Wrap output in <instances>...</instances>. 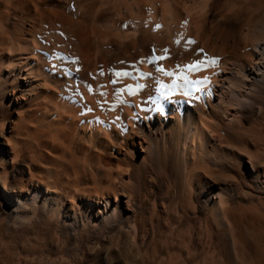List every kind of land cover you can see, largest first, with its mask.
<instances>
[{
	"label": "rangeland",
	"instance_id": "rangeland-1",
	"mask_svg": "<svg viewBox=\"0 0 264 264\" xmlns=\"http://www.w3.org/2000/svg\"><path fill=\"white\" fill-rule=\"evenodd\" d=\"M76 1L0 0V264H184L192 242L197 259L187 264L203 257L206 264H264V210L255 212L252 204L259 200L252 196L250 202L240 182L252 173L249 157L264 165V89L245 101L242 84L223 86L230 71L241 78L243 64H252L249 50L239 46L233 52L218 36L210 38L212 53L225 55H211L223 68L213 73L212 86L193 83L185 89L193 96L170 88L174 81L185 83L184 76L196 82L211 75L209 67L194 72L186 66L205 54L211 58L206 21L215 29L223 0H141V16L135 0ZM157 1L158 11L151 6ZM83 16L92 19L91 66L79 42ZM174 22L185 30L176 29L172 42L161 34L163 47L142 50L133 43L141 32L157 33ZM125 72L130 75H117ZM170 91L169 98L161 96ZM121 112L129 114L126 120ZM145 122L154 129L152 138L141 132ZM216 151L227 160L221 178L209 175ZM215 181L240 183L243 191L234 197L243 210L236 215L240 253L232 256L203 232L209 211L201 201L202 185ZM41 190L56 199L46 208ZM11 192L37 206L13 212ZM106 213H112L110 221H100ZM74 214L78 225L68 219ZM187 218L198 222L182 225Z\"/></svg>",
	"mask_w": 264,
	"mask_h": 264
},
{
	"label": "bare ground",
	"instance_id": "bare-ground-1",
	"mask_svg": "<svg viewBox=\"0 0 264 264\" xmlns=\"http://www.w3.org/2000/svg\"><path fill=\"white\" fill-rule=\"evenodd\" d=\"M76 1V0H75ZM80 1V0H79ZM88 1V0H87ZM126 1H131L134 2V0H126ZM143 1V0H142ZM141 0H135V2H137V7H136V11L138 12L139 16H141L142 12H144L145 10L143 9L145 6L143 4ZM154 0L151 1V3ZM77 2V1H76ZM86 2V1H85ZM102 2V1H101ZM107 2V1H106ZM128 3V2H127ZM126 3V4H127ZM158 1L153 4H151V6L154 7V9L156 11H158V9L156 8ZM211 3V2H209ZM136 4V3H135ZM208 1L206 2V7H207ZM94 3H91L88 5L90 12H93V8H94ZM119 5V4H118ZM125 5V3H124ZM123 5V6H124ZM209 5V4H208ZM84 6V5H83ZM212 7V3L210 5ZM215 6V5H214ZM220 6V5H219ZM82 7V6H80ZM160 9V7H158ZM213 8V7H212ZM216 8V7H215ZM218 4H217V9H218ZM78 9V8H77ZM80 9V8H79ZM86 9V8H85ZM220 14L218 16V23L215 26V29L212 28V26H208L207 21H206V52H208L211 58H213V56L211 55H218V54H213L212 50L213 47L211 46V43L209 45L210 38L212 40L216 39V36H218L219 38V42L220 39L224 42V47L227 48H231V50L233 52H236L237 48L239 46H242L243 49H247L249 50L247 55H250L253 58V62L251 65L247 64V66H244L243 64V76L241 78L237 77L235 75L234 71H230L227 75L228 78L225 79V81H223V86L225 87V85L227 83H232L235 85V83H233V81H236L237 83H240L244 86L245 91L241 92V97L245 100V101H249L250 100V94L249 93H253V94H257L260 89H264V0H223V4L220 6ZM218 9V10H219ZM144 10V11H142ZM169 10V8H168ZM72 12V11H71ZM89 12V14H91ZM136 12V15H137ZM153 12V9H152ZM151 12V14H152ZM67 13V11H66ZM102 13V12H101ZM150 13V12H149ZM160 13V12H159ZM78 14V13H77ZM87 14V13H86ZM135 14V13H134ZM146 14V13H145ZM157 14V13H156ZM121 16V15H120ZM135 16V15H134ZM138 16V17H139ZM146 16V15H145ZM161 16V15H160ZM88 17V15H87ZM63 18V17H62ZM145 18V17H144ZM150 18V17H149ZM164 18V17H163ZM171 18V17H170ZM66 19V17L64 18ZM98 19V18H97ZM101 19V18H100ZM112 19V18H111ZM4 20V19H3ZM79 20V19H78ZM92 19H89V21L91 22ZM80 21V20H79ZM88 19L86 18V16L81 18V23L79 24L80 26H83L84 30L80 35H82V38H80L81 36H79L80 40L79 41L81 44L84 45V49H85V53H84V58L86 61H88V66L93 65L92 64V58L90 60L89 58V52L91 50L90 47V43H91V39L90 36L91 34H89L90 31V25L91 23H89ZM149 21V20H148ZM83 22V23H82ZM99 22V21H97ZM156 22V21H155ZM105 23V22H104ZM149 23V22H148ZM151 23V22H150ZM157 23V22H156ZM181 23V22H180ZM64 25V24H63ZM143 25V24H141ZM159 25V23H158ZM173 25V27H172ZM182 26V24H180ZM47 26V25H46ZM75 26V24H74ZM73 26V27H74ZM77 26V25H76ZM75 26V27H76ZM161 26V25H160ZM179 26V22H174L171 24V26L168 25V27L166 29H164L163 31H158L157 29H159L158 27L156 28V30L158 31L157 33H153L151 31V29L145 30L144 32H141L139 35V39L135 43V45L137 44V46L144 50L145 48H150V46L155 45L156 48L158 47H163V43H166L163 41L161 34H163V36H166V40L167 42L170 41L172 42L174 40V37L176 35V33H174V31H176V29L182 31V33L184 32L185 29H183V27ZM154 27V25H153ZM156 27V25H155ZM166 27V25H165ZM77 28V27H76ZM186 28V27H185ZM155 29V28H154ZM153 29V30H154ZM189 31L187 36L193 37V33H192V28L188 27ZM58 30V29H57ZM93 30V29H92ZM141 30V29H140ZM141 30V31H142ZM94 31V30H93ZM101 31V30H100ZM122 31V30H121ZM95 32V31H94ZM120 32V31H119ZM126 32V31H125ZM156 32V31H155ZM53 34V33H52ZM103 34V33H102ZM175 34V35H174ZM10 35V34H9ZM243 35V37H242ZM14 36V35H13ZM71 36V35H70ZM178 36V34H177ZM186 36V37H187ZM44 38V36H42ZM74 37V36H73ZM92 37V35H91ZM119 37V36H118ZM174 37V38H173ZM183 37V36H182ZM191 37V39H192ZM127 38V37H126ZM241 38H243L242 40H240ZM46 40V39H45ZM95 40V39H94ZM100 40V39H99ZM98 40V41H99ZM122 40V39H121ZM194 40V39H192ZM56 41V40H55ZM61 41V40H60ZM73 41V40H72ZM104 41V40H103ZM178 41V40H177ZM40 39H39V43H40ZM101 42V41H100ZM105 42V41H104ZM216 41H214L215 43ZM11 43V42H10ZM42 43V42H41ZM58 43V42H57ZM60 43V42H59ZM78 44V43H77ZM213 44V42H212ZM216 44V43H215ZM37 45V43H36ZM43 44H41L42 46ZM49 45V44H48ZM62 45V44H61ZM60 45V47H62ZM166 45V44H164ZM44 46V45H43ZM42 46V48H43ZM54 46V45H53ZM69 46V45H66ZM74 46H78V45H74ZM113 46V45H112ZM211 46V47H210ZM37 47V46H36ZM97 47V46H96ZM106 47V46H105ZM124 47L127 49L129 47L124 45ZM176 47V46H175ZM51 48V46H50ZM65 48V47H63ZM78 48V47H77ZM28 49V48H27ZM48 49V48H46ZM44 48V50H46ZM57 49V48H56ZM68 50V47L66 48ZM65 49L66 52H69V50L67 51ZM102 49V48H101ZM134 49V48H133ZM215 49V48H214ZM49 50V49H48ZM104 50V49H103ZM224 50V49H223ZM72 51V49H71ZM70 51V52H71ZM79 51V48L78 50ZM81 51V50H80ZM64 52V51H63ZM225 52V51H223ZM222 52V53H223ZM207 53V54H208ZM54 54V53H53ZM101 54V53H100ZM104 54V53H103ZM40 55V54H39ZM79 55V54H78ZM83 54H81L82 56ZM102 55V54H101ZM76 56V55H75ZM220 56V58L222 56L225 55H218ZM91 57V56H90ZM39 58V57H38ZM55 58V57H54ZM193 58H195V54H193ZM219 58V59H220ZM240 58V57H239ZM225 59V58H224ZM62 60V59H60ZM80 60V59H79ZM83 60V59H81ZM119 60V59H117ZM177 59L172 60V64L173 67L178 63V61H176ZM194 61V60H193ZM81 62V61H80ZM225 62V60H224ZM223 62V64H225ZM41 63H44L41 60ZM77 64V63H76ZM182 65V64H181ZM184 65V64H183ZM182 65V66H183ZM222 65H215V66H211L208 69V72L210 70L211 75H208V80H212L210 81L211 84L208 82H206L207 84H209V86L211 87L212 84L214 83V81H216V77H214L215 75H213V73H216V71L218 70H222L223 68H221ZM225 67V66H224ZM236 67H238V64H235V66H233V69L236 70ZM171 67H166L164 73H168L170 72V70L172 71ZM177 70L173 71V74L175 71V74L178 73V65H176ZM175 68V69H176ZM182 68V67H181ZM156 72V71H155ZM195 72V71H194ZM163 74V73H162ZM172 74V75H173ZM185 74V73H184ZM160 76V75H159ZM171 76V75H170ZM169 76V77H170ZM191 76V75H190ZM27 77V76H26ZM29 77V76H28ZM27 77V78H28ZM173 77V76H171ZM25 78V77H24ZM204 78V77H203ZM26 79V78H25ZM181 79V77H180ZM194 79V78H193ZM131 80V79H130ZM195 80V79H194ZM172 81V80H171ZM174 81V80H173ZM200 81V80H199ZM203 81V80H201ZM165 83V82H164ZM206 84V85H207ZM205 86V85H203ZM237 86V85H236ZM172 87V86H171ZM170 87V88H171ZM194 87V86H193ZM207 87V86H206ZM223 87V88H224ZM229 87V86H228ZM226 87V88H228ZM202 88V87H201ZM230 89L232 88L231 86L229 87ZM192 89V88H191ZM190 90V89H189ZM195 90V89H194ZM192 91V90H191ZM200 91H202L200 89ZM196 92V90H195ZM210 93V92H209ZM225 93V92H224ZM142 94V93H141ZM211 94V93H210ZM148 95V94H147ZM145 94L142 96L144 97ZM188 96V95H186ZM193 96V95H192ZM209 96V95H208ZM141 97V98H142ZM224 97V96H223ZM147 98V97H146ZM189 98V97H188ZM194 98V97H192ZM135 100V99H134ZM137 100V99H136ZM222 100V99H221ZM144 101V100H143ZM189 101V100H188ZM226 101V100H224ZM220 102V101H219ZM254 103V102H253ZM256 103V102H255ZM196 106V105H193ZM198 106V105H197ZM258 107V106H257ZM130 108V107H129ZM200 108V107H199ZM262 108V107H261ZM260 108V109H261ZM131 110V109H130ZM198 110V109H197ZM199 111V110H198ZM197 111V112H198ZM263 111V110H262ZM100 112V111H99ZM120 112V111H119ZM118 112V113H119ZM122 113V112H121ZM132 113V110H131ZM130 113V114H131ZM193 114H195L193 111H191L188 115L189 118H192V116H194ZM121 115V114H120ZM127 112L122 113V118L121 120H126L128 118ZM233 116V115H232ZM115 119V118H114ZM144 119V118H143ZM217 122V121H216ZM141 125V124H140ZM218 125V123H217ZM229 126L226 125V128H228ZM142 130L141 132L147 134L149 138L153 137V133H154V129L151 128L150 124L145 122L144 125H142V127H140ZM218 128V127H217ZM146 129V131H145ZM157 129V128H156ZM230 129V128H229ZM227 129V131L229 130ZM232 129V128H231ZM226 131V132H227ZM231 131V130H229ZM140 132V133H141ZM222 132V131H221ZM226 135V134H225ZM210 136V135H209ZM208 136V137H209ZM234 136V135H233ZM142 137V136H140ZM218 137V136H217ZM230 137V135H229ZM146 138V137H145ZM219 138V137H218ZM218 138L216 140H214L215 144H219V140ZM237 138V137H236ZM206 139V138H205ZM208 139V138H207ZM230 139V138H229ZM231 140V139H230ZM213 141V140H212ZM232 141V140H231ZM228 142V141H227ZM207 143V142H206ZM223 143V142H221ZM222 146V145H220ZM208 147V146H207ZM217 147V146H216ZM219 147V146H218ZM153 146L149 145L147 152H150L152 150ZM215 148V147H214ZM220 148V147H219ZM231 148V147H230ZM218 149V148H216ZM209 150V149H208ZM224 150V149H223ZM207 151V150H206ZM210 153V152H209ZM216 154H212L214 157L212 158L211 161V166L214 167L213 170H211V172L209 171V175L212 173L213 175H215L216 177H220L221 175V171L226 169V161L224 159V157H220L217 153V151L215 152ZM223 153V152H222ZM206 155V154H205ZM224 155V153H223ZM209 157V155H206ZM205 156V157H206ZM211 156V155H210ZM222 156V155H221ZM252 157V156H251ZM250 158V163H251V170L252 173L249 176V179L247 180V182L245 181V176L244 174L240 177V182L243 183L245 182V188L247 187L249 190V193H251V198H249V201L251 202L253 197H256L259 202L257 204H252L254 206H256L257 208H253L254 210L256 209L255 212H257L259 210H264V199H262L263 197H261L264 194V165H260L258 164L257 160L254 158ZM202 158V157H201ZM209 159V158H208ZM203 161V160H202ZM204 162V161H203ZM210 163V162H208ZM200 165V164H199ZM204 165V164H203ZM208 166V165H207ZM206 166V167H207ZM201 167V166H199ZM204 167V166H202ZM212 168V167H211ZM191 172L192 175L190 174L191 177L195 176V170H193L194 168H191ZM196 169V168H195ZM207 169V168H206ZM205 171V170H204ZM227 171V170H226ZM197 172V171H196ZM208 175V172H207ZM208 175V176H209ZM201 176V175H200ZM207 176V177H208ZM236 176V175H234ZM211 177V176H209ZM224 177V176H223ZM198 178V177H197ZM201 178V177H200ZM212 178V177H211ZM215 178V177H214ZM221 178V177H220ZM199 179V178H198ZM213 179V178H212ZM231 179V178H230ZM201 180V179H200ZM227 180V179H225ZM235 180V179H234ZM222 181V180H221ZM216 184H208L206 183L205 185H202L204 187L203 192H202V196H201V201L203 203V207H205L209 212L208 217H204V228H203V232L209 233V235H211L210 237H212L210 239V241H212V239L214 237L218 238L219 241L218 243L225 249L226 253L229 254V256L235 255L237 253H240V249H239V244L241 242L240 239L237 238V233L236 231L241 228V222L236 220V215L238 213H240V211H242V207L240 204L237 205L236 202H234V197L238 194H240L242 188L240 183H237L238 185H230L227 183H217V181H215ZM231 182V181H230ZM201 183V182H200ZM201 186V187H202ZM244 190V189H243ZM246 191V190H245ZM53 192V191H52ZM243 192V191H242ZM241 192V193H242ZM11 193H15V192H11ZM201 193V192H200ZM17 193H15L12 198H13V205H14V210L13 212L17 213L20 212L24 209L27 210H31L33 209L34 206H37L36 204L34 206H29V205H25V200L22 198V196L16 195ZM248 196V195H247ZM253 196V197H252ZM240 197V196H239ZM38 198L42 200L41 203H43V207H47L48 205H50L51 203H53L56 199L53 197L52 193L50 191L44 192V191H39L38 192ZM238 198V197H237ZM248 199V198H247ZM240 201V200H239ZM53 205V204H52ZM45 207V208H46ZM51 207V206H50ZM203 209V208H202ZM205 210V209H204ZM203 210V211H204ZM207 212V211H206ZM259 212V211H258ZM101 214V213H100ZM103 214V213H102ZM105 214V213H104ZM260 215V213H258ZM264 215V212L262 213ZM257 216V215H256ZM112 217V213H106V215H103L100 219V221L103 220H109ZM261 217V216H260ZM259 217V218H260ZM256 218V217H255ZM258 218V217H257ZM68 219H71V221H73L74 225H78V223L80 222L81 219H79L78 215L74 214V215H70ZM260 219H263L260 218ZM198 222V219H196ZM195 220V221H196ZM110 221V220H109ZM194 219H190L187 218L185 220H183L182 225L188 224V222H195ZM262 222V221H261ZM186 227V226H185ZM214 236V237H213ZM187 241L190 243L192 242L191 237H186ZM254 241V240H253ZM259 241V239L257 240ZM248 243V242H247ZM213 244V242H212ZM257 244V243H256ZM260 244V243H259ZM194 243L192 242V245H190L188 247L187 253H186V259H184L183 263L187 264V262H195L196 261V254L193 253V250L196 248L195 246H193ZM214 245V244H213ZM263 244H261L262 246ZM257 246H259L257 244ZM254 247V246H253ZM264 248V247H263ZM201 255V254H200ZM216 262V261H214ZM199 264H206V259L203 257L201 260H199Z\"/></svg>",
	"mask_w": 264,
	"mask_h": 264
},
{
	"label": "snow or ice",
	"instance_id": "snow-or-ice-1",
	"mask_svg": "<svg viewBox=\"0 0 264 264\" xmlns=\"http://www.w3.org/2000/svg\"><path fill=\"white\" fill-rule=\"evenodd\" d=\"M184 23L187 24L188 21L185 20ZM157 27H159V26H157ZM187 43H189V44H194L195 41L189 40V41H187ZM164 51H165V53H167L168 50L165 49ZM202 51H203L202 49H199V50H198V54H199L200 52H202ZM164 58H167V57H166V56H165V57H158L157 59H164ZM149 63H153V61H152L151 59H149ZM218 63H219V58H215V57H213V58H208V57L206 56V54H205V58H204V59H202L201 61H195V62H193V64L188 65V66H186V67H187L190 71H199V70H201V69H203V68H207V67L215 66V65H217ZM178 67H179V66H178ZM157 70L160 71L161 69L157 68ZM101 74H102V73H101ZM121 74H122V75H130V73H127V72H125V73H118L117 75H121ZM166 74H168V75H172V73H166ZM183 79H184V82H185L184 86L178 85V84H176L175 81H174L173 86H172V90H173V91H179V92H182V94H184V95H188V96L192 95V92H191V91H188V90H185L186 87H187V85H189V84H193V83H197V84H198V83H206V82H208V78H204L203 81H196V82L189 81V80L187 79L186 76H184ZM88 87H89V91H91V86H88ZM164 87H167V86L161 84V88H164ZM101 94H102V95H105V96L107 95L106 93H101ZM171 94H172L171 91H170L169 93L161 92V96H163L165 99L169 98V96H170ZM88 110L90 111L91 109H88Z\"/></svg>",
	"mask_w": 264,
	"mask_h": 264
}]
</instances>
